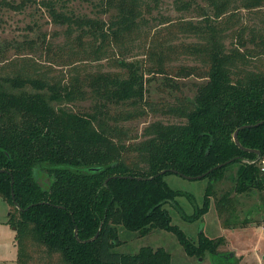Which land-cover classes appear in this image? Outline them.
I'll use <instances>...</instances> for the list:
<instances>
[{
  "label": "trees",
  "instance_id": "trees-1",
  "mask_svg": "<svg viewBox=\"0 0 264 264\" xmlns=\"http://www.w3.org/2000/svg\"><path fill=\"white\" fill-rule=\"evenodd\" d=\"M66 1H38L68 44L61 70L43 63L42 54L24 53L1 67L0 195L16 212L8 219L16 231V263L172 264L161 246L116 251L123 227L139 236L163 229L189 256L207 253L211 264H238L235 253L218 249L223 237L201 230L194 241L171 222L164 206H176L183 192L163 176L174 169L194 177L232 159L205 176L201 206L184 217L200 218L214 198L223 228L233 229L223 214L237 217V198L255 191L261 202L252 210L261 212L264 228V0H169L171 13L162 12L165 0H87L95 13L75 11ZM27 2L0 0V12ZM181 38L194 40L171 43ZM181 44L177 55L197 66L179 71L204 69V79L192 96L149 100L134 57H149L151 49L168 54ZM74 101L90 107L66 105ZM158 111L177 121L149 122L138 141L121 136L122 119ZM236 129L240 144L259 155L235 144ZM231 167V191L216 193ZM245 214L243 226L254 223L251 211Z\"/></svg>",
  "mask_w": 264,
  "mask_h": 264
},
{
  "label": "rangeland",
  "instance_id": "rangeland-1",
  "mask_svg": "<svg viewBox=\"0 0 264 264\" xmlns=\"http://www.w3.org/2000/svg\"><path fill=\"white\" fill-rule=\"evenodd\" d=\"M23 1L13 0L15 5L21 4ZM38 1L29 0L24 8L14 9L9 7L0 12V73L6 72L1 68L5 62L3 60L11 59L19 53H24L27 56L42 54V57L45 58L43 63L46 62L53 67L55 73L61 70L62 65L58 66L57 64L63 61V55L67 52L65 48L68 44L64 45L66 40L62 38V28L52 23L51 20L49 21L45 11L38 8ZM59 3L61 4L62 2ZM63 3L75 11L91 12L90 9L93 8L87 0H68ZM96 11L97 9L93 8L92 13ZM207 11L210 12V9L207 8ZM162 12H172L169 0H165ZM38 35L40 37L36 40ZM43 38L44 40H42ZM191 40L194 39L181 38L180 40H173L171 43H188ZM230 41L225 40V45L229 46ZM182 45L176 46L172 52L168 51V54L162 53L158 49H151L147 50L151 54L149 57L141 53L134 57L136 59L135 63L138 65L137 71L144 73L146 97L149 100L159 102L160 100L171 98L172 95L180 94V92L192 96L195 92L196 84L204 79V69L198 74L191 73L187 75H185L187 72L184 69L179 71L180 67L189 71V66H197L192 58L177 55L176 50H179ZM165 55L167 56L165 57ZM38 56L36 55L37 58ZM162 56L167 59L165 62L162 61V65H159L158 61ZM91 66L95 67L96 63H92ZM177 71L181 74L176 75ZM74 102V104L67 103L66 105L73 106L74 110L80 109L82 111L90 107L88 102ZM157 119L177 121L176 119L163 116L160 111L134 116L132 120L122 119L120 124L121 136L125 140L130 138L138 141L141 139L142 128ZM235 168L231 167L225 177L215 184L216 193L222 194L225 191H231L233 186L232 174ZM163 178L170 187L183 192L182 195L177 196L176 206L171 204L164 206L168 210L173 224L178 225L194 241H197L198 232L201 230L211 238L223 237L224 242L218 249L235 253L239 261L238 264H264V230L260 226L262 223L261 217H259L262 215L261 212L252 210L254 202L258 204L261 202L259 193L254 191L249 195L239 196L237 203L235 202L237 217H233L230 220V216L227 213L223 214V217H228L227 220L234 225V229H223L221 220L216 213L214 198L210 201L208 210L200 218L188 220L184 217L185 215H191L195 210V206H201L204 190L208 184L206 177L186 178L180 174L169 172ZM248 210L251 211L250 219H253L256 224L250 223L251 225L243 228L242 220ZM10 212L16 215L12 206L0 195V264H17L16 231L14 225L8 222ZM118 231L120 244L115 248L116 251L133 253L142 245L161 246L171 254L172 264H211L207 253L202 257L187 255L175 235L166 230L154 229L144 236H139L135 231H130L123 227H119ZM54 260L55 258H53Z\"/></svg>",
  "mask_w": 264,
  "mask_h": 264
},
{
  "label": "water",
  "instance_id": "water-1",
  "mask_svg": "<svg viewBox=\"0 0 264 264\" xmlns=\"http://www.w3.org/2000/svg\"><path fill=\"white\" fill-rule=\"evenodd\" d=\"M246 126H250V124H247V125H242V126H240L239 128H243V127H246ZM238 128V129H239ZM238 129H236L234 132H233V140H234V142H235V144L239 147V148H241V149H243V150H246V151H251V152H254V153H256L257 155H259V150H257V149H250V148H245V147H243L241 144H240V142H239V140H238V137H237V133H238ZM232 159H229V160H227V161H225V162H222V163H220V164H217L216 166H214L213 168H210L208 171H206V172H204L203 174H200V175H198V176H184V177H186V178H203V177H205L209 172H211L213 169H216V168H218V167H221L222 165H224V164H226V163H228V162H230ZM4 171V169H0V172H3ZM166 170H161L160 172H159V174H162V173H164ZM171 171L172 172H174V173H177V171L176 170H174V169H171ZM12 179H11V186H12ZM11 196H12V199H13V201H14V195H13V191H12V189H11ZM14 204H15V206L16 207H18V205H17V203L14 201ZM19 208V207H18ZM74 233H75V236H76V234H77V229H75L74 230ZM97 236V233L93 236V238H95ZM90 239H92V238H90Z\"/></svg>",
  "mask_w": 264,
  "mask_h": 264
},
{
  "label": "built area",
  "instance_id": "built-area-1",
  "mask_svg": "<svg viewBox=\"0 0 264 264\" xmlns=\"http://www.w3.org/2000/svg\"><path fill=\"white\" fill-rule=\"evenodd\" d=\"M260 169L264 171V159L260 161Z\"/></svg>",
  "mask_w": 264,
  "mask_h": 264
},
{
  "label": "crops",
  "instance_id": "crops-1",
  "mask_svg": "<svg viewBox=\"0 0 264 264\" xmlns=\"http://www.w3.org/2000/svg\"><path fill=\"white\" fill-rule=\"evenodd\" d=\"M253 224H256V223H253ZM249 225H251V224H247L246 226H244L243 228H245V227H247V226H249ZM259 225V224H258ZM260 226H261V228L264 230V228H263V225L262 224H260ZM221 227H223V226H221ZM223 229H227V228H223ZM234 229V228H233Z\"/></svg>",
  "mask_w": 264,
  "mask_h": 264
}]
</instances>
